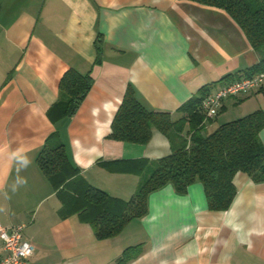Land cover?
I'll return each instance as SVG.
<instances>
[{
  "label": "crops",
  "instance_id": "0c3cea01",
  "mask_svg": "<svg viewBox=\"0 0 264 264\" xmlns=\"http://www.w3.org/2000/svg\"><path fill=\"white\" fill-rule=\"evenodd\" d=\"M258 63L225 10L194 1L0 0V224L25 225L34 246L29 264H264V181L237 173L222 212L208 208L199 182L183 194L166 185L149 195L144 216L99 239L91 224L64 214L59 190L37 163L45 146L61 143L89 185L128 201L149 169L133 163L154 162L172 145L157 130L144 145L109 139L126 91L177 118L201 88L214 92ZM68 71L89 75L91 85L61 116ZM257 110L264 111V87L226 98L203 133ZM259 136L264 144V130Z\"/></svg>",
  "mask_w": 264,
  "mask_h": 264
},
{
  "label": "trees",
  "instance_id": "16d2710c",
  "mask_svg": "<svg viewBox=\"0 0 264 264\" xmlns=\"http://www.w3.org/2000/svg\"><path fill=\"white\" fill-rule=\"evenodd\" d=\"M189 1L225 10L259 56V63L245 75L264 71V0ZM90 85L89 75L81 76L74 71L65 73L60 90L67 99L58 103L61 116L75 111ZM210 89L201 88L178 109L180 116L177 118L167 112L149 110L138 101L131 88L126 91L113 118L109 139L144 145L150 141L153 130H157L172 145V152L167 156L154 162L139 159L133 163L137 170L146 166L149 169L142 174L136 192L128 201L89 185L69 163L61 143L45 146L37 163L54 189L59 190L64 214H77L92 225L99 239H107L118 235L131 220L144 216L149 195L166 185H172L183 194L190 185L199 182L204 188L208 208L222 212L235 197L233 179L237 173H245L255 182L264 181V144L259 136L264 130V111L257 110L204 134L205 117L200 105ZM133 249L136 248L127 249L119 262L130 259Z\"/></svg>",
  "mask_w": 264,
  "mask_h": 264
},
{
  "label": "built area",
  "instance_id": "2783aa9c",
  "mask_svg": "<svg viewBox=\"0 0 264 264\" xmlns=\"http://www.w3.org/2000/svg\"><path fill=\"white\" fill-rule=\"evenodd\" d=\"M261 87H264V71L222 84L217 90L210 92L201 102L200 107L205 122L216 117L226 98L246 95ZM24 228L25 225L23 224L9 227L0 224V240L4 250L0 264H29L34 246L24 238Z\"/></svg>",
  "mask_w": 264,
  "mask_h": 264
},
{
  "label": "clouds",
  "instance_id": "9594fccd",
  "mask_svg": "<svg viewBox=\"0 0 264 264\" xmlns=\"http://www.w3.org/2000/svg\"><path fill=\"white\" fill-rule=\"evenodd\" d=\"M18 162L20 163V165L22 167H27V165L30 163V161L28 160V158L26 156L21 157ZM18 171H19V169H18ZM24 182H25L24 180L18 179V183H24Z\"/></svg>",
  "mask_w": 264,
  "mask_h": 264
}]
</instances>
